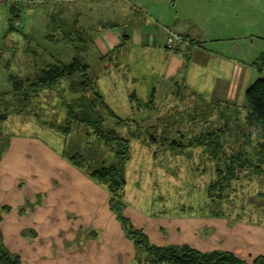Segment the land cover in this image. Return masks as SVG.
<instances>
[{"label": "rangeland", "instance_id": "1", "mask_svg": "<svg viewBox=\"0 0 264 264\" xmlns=\"http://www.w3.org/2000/svg\"><path fill=\"white\" fill-rule=\"evenodd\" d=\"M64 1V6L72 8L75 13L83 12L82 16L79 13L76 16L84 18L91 14V3ZM111 1L108 0L109 17H106L105 23L123 26L125 20L115 11V3ZM234 4L245 19L243 25L249 37L244 43L253 47L252 54L259 55L261 51L264 52V0H235ZM2 6L0 95L3 101L0 112L7 114L1 126L12 136L11 141L19 139L26 152L32 153L49 169L53 166L50 156L73 165L76 171L84 172L87 176L84 170L87 167L94 170L103 164L114 163V152L96 138L91 126L81 121L87 116L85 108L90 107L89 99L81 98V92L70 88L66 81L53 89L42 90L38 95L32 94L28 101H20L19 96L12 94L2 96L4 92L12 90L10 73L30 78L46 63H69L77 57L89 63L92 73L98 74V91L109 107V110L98 107L99 111L90 110L89 113H100L104 118L102 128L115 130L119 136L130 141V159L124 170L126 185L115 195L116 201L111 203L114 194L90 177L99 192H103L102 189L106 191V207L92 214L89 224L84 222L82 227L72 219L68 220L70 224L65 219L60 221L58 238L61 241L65 237L70 243L65 248L62 245L54 246L53 252H89L91 264H94V256H98L99 260L105 259L101 264H154L129 235V225L142 231L151 244L165 238L176 242L170 245H188L200 251H212V248L230 250L246 263L253 264L255 260L243 257H248L250 250L264 252V161L259 169L256 163L251 165L245 159L239 162L233 160V152L234 148L248 150L249 158L253 162L258 161L253 147L264 141L260 133L262 128L255 125L246 130L242 128L240 132H243V136L238 137V134L235 137L236 144L226 135L221 136L220 143L207 138V131L226 128L227 119L231 121L228 125L230 130L231 127L234 129L237 118H242L241 123L245 124L243 118L249 113L248 108L236 111L226 103L208 106L199 98L189 103L175 96L170 100L150 103L144 91L150 87L145 66L144 77L139 78L136 87L130 76L134 70L130 65L118 63V53H110L102 62L99 60L100 50L94 45L93 38L85 41L89 42L91 48L82 42L79 49L57 40L62 35L51 21V17H56L60 9L55 3L31 0L23 10L22 25H14V30H10L8 5ZM91 15L95 16V13ZM62 21L59 23H64L67 29V20ZM89 32L90 37L95 33L93 30ZM53 34L56 38H50ZM85 47L88 52L84 50ZM139 56V64L143 65L144 55ZM88 98L94 100L92 96ZM147 103H150V108L145 106ZM110 110L120 119L113 118ZM72 113L79 119L74 120ZM154 124L156 127L151 128ZM202 136L205 138L202 139ZM207 140L211 141L210 146H207ZM74 154L80 158L79 161H84V169L75 165L71 159ZM32 163L35 167L34 161ZM233 165L236 168L232 169ZM28 177L33 180L31 177L34 176ZM69 187L75 189L72 183ZM29 203L32 202L28 200L27 206ZM120 211L128 225L118 217ZM50 229L43 230L45 237ZM73 238L74 241H71ZM0 245L7 247L2 227ZM41 250L49 253L50 246L43 245ZM50 263V260L42 261V264Z\"/></svg>", "mask_w": 264, "mask_h": 264}, {"label": "crops", "instance_id": "2", "mask_svg": "<svg viewBox=\"0 0 264 264\" xmlns=\"http://www.w3.org/2000/svg\"><path fill=\"white\" fill-rule=\"evenodd\" d=\"M49 1L60 8L51 21L59 23L65 19L67 29H70L66 31L72 37L79 35V32L86 41L93 38L94 45L99 47L101 62L105 55L118 53V63L130 65L134 70L130 76L135 85L140 77H144L145 66L150 86L144 89L148 102H161L175 96L190 103L199 98L208 106L226 103L241 111L248 106L247 89L263 75L264 70L254 62L264 52L252 54L253 47L244 43L249 36L243 25L245 19L239 13L240 9L235 7V0H113L111 3H115V11L125 20L123 26L105 23L106 17H109L108 0L68 1L91 3L90 12L95 16L89 14L84 18L81 17L83 12L75 13L72 8L65 7L64 0ZM8 8L11 13L10 4ZM78 13L81 16H76ZM63 27L64 23L56 25L61 35L65 29ZM91 30L95 31L92 37ZM169 30L184 35L189 43L174 51L167 50L165 39ZM67 43L77 49L80 47L77 42ZM86 43L91 48L89 42ZM88 48L84 50L88 52ZM141 54L145 58V62H141L143 65L138 61ZM151 127L155 128L156 124ZM14 139L0 165V179L3 182L0 204L10 208L1 212L0 221L7 247L19 256L20 264H27L26 261L42 264L45 260H50V264H91L89 252H53L56 245L65 248L70 243L65 237L60 241L57 230L63 219L67 224L71 219L78 221L80 227L84 222L89 224L92 214L105 209L106 191L102 189L103 192H99L89 176L76 171L73 165L66 164L58 157H48L53 166L46 168L32 153L26 152L19 139ZM32 161L37 167L32 166ZM29 175L34 176L31 177L33 180ZM71 183L75 189L68 188ZM28 200L32 202L29 206ZM49 228L50 232L45 237L43 230ZM174 243L160 238L155 244ZM43 245L50 246L49 253L41 250ZM247 253L248 257L245 255L243 258L252 261L264 256V252L253 250ZM93 260L94 264H101L105 259L99 260L98 256H94Z\"/></svg>", "mask_w": 264, "mask_h": 264}, {"label": "trees", "instance_id": "3", "mask_svg": "<svg viewBox=\"0 0 264 264\" xmlns=\"http://www.w3.org/2000/svg\"><path fill=\"white\" fill-rule=\"evenodd\" d=\"M31 0H27V5ZM11 7V18H10V30H14V17H20L23 10L27 7H16L12 1H7L3 4L9 5ZM2 6V7H3ZM58 25V21L54 20V25ZM64 28V27H63ZM63 35L59 36L57 39L59 41H66L72 44L86 41L80 33L79 35L72 37L70 33L63 29ZM127 39V36H125ZM50 38H56V36L50 35ZM187 38V37H186ZM188 39V38H187ZM191 42V41H190ZM86 43V42H85ZM192 43V42H191ZM119 48V47H118ZM166 48V47H165ZM167 49V48H166ZM168 50V49H167ZM107 55L103 57L105 59ZM258 65L259 69L264 70V53L260 55L258 60L254 62ZM98 74L90 72V66L88 63L83 62L78 57L72 59L69 63L56 61L53 63H46L42 67L38 68L35 71L34 75L30 78H22L17 74L10 73L9 80L12 83V90L10 92H4V95H14L19 96L20 101L25 99L28 101V98L32 94L38 95L42 90L53 89L59 86L62 82L66 81L67 85L72 89H77L76 92H81V98L89 99L90 107L87 109V116L85 119L81 120L91 126L95 131V136L99 141L104 142L111 152H114L115 161L110 165L103 164L100 168L90 170L89 167L85 168L84 161H79L77 155H71V159L78 167L84 169L88 176L95 179L100 184L107 187L110 193L114 194L111 199V203L116 201L115 195L124 188L126 185L125 177V165L130 159L129 156V146L130 141L124 137L119 136L115 130L106 131L102 128L101 123L104 121L103 116L98 113L91 115L89 111L97 112L99 111L98 107H103L104 109L109 110L107 102L105 101L103 95L98 91ZM92 96L94 100H91ZM246 100L248 102V114L244 117V123H241L242 118H237L236 125L234 129L230 130L229 119L225 120L226 128L223 130L216 131H207L209 140H217L218 143L221 142V136L226 135L227 138L232 139V143L236 144L237 135L238 137L243 136V132H240L241 129L251 128L252 126H258L262 128L260 132L264 137V76L262 75L258 78L246 91ZM3 101V98L0 95V103ZM153 103V102H150ZM150 103H147L145 106L148 108ZM8 109V108H6ZM84 109V112H85ZM73 113H75L73 111ZM73 115L74 120L79 119L77 115ZM111 116L113 118L120 119L113 111L110 110ZM77 118V119H76ZM7 119V114L0 112V161L3 156L8 152L11 146L12 136L8 134L4 127L1 126V123ZM79 121V120H78ZM158 125V124H157ZM152 128V127H151ZM233 131V132H232ZM249 132V131H248ZM245 133V132H244ZM234 137V139H233ZM205 136H202L204 139ZM206 138V139H207ZM205 141L207 146L211 145V141ZM243 140H241L242 142ZM236 146V145H235ZM255 151V157L258 161L253 162L252 158H249L247 153L248 150H242L234 148L233 160L237 162L245 159L249 164L256 163V167L260 169V163L264 161V141L260 142L259 146L253 147ZM81 157V156H80ZM250 165V166H251ZM242 166V165H240ZM244 166V165H243ZM231 168V167H230ZM236 168L235 165L232 166V169ZM230 179V178H228ZM112 204V208L117 211ZM9 211V207L0 206V221H1V211ZM120 220L128 225V221L124 218L121 211L118 214ZM129 235L135 239L136 245L141 251L146 252L150 261L154 264H248L246 261H243L237 255L229 251H200L196 250L188 245H165L158 246L151 244L148 241L147 236L140 230L134 229L133 227L127 226ZM21 260L17 254L12 253L8 247L0 245V264H20ZM253 264H264V256L258 257Z\"/></svg>", "mask_w": 264, "mask_h": 264}, {"label": "built area", "instance_id": "4", "mask_svg": "<svg viewBox=\"0 0 264 264\" xmlns=\"http://www.w3.org/2000/svg\"><path fill=\"white\" fill-rule=\"evenodd\" d=\"M7 1H12L16 7H24L27 5V0H0V7ZM13 21L15 26L22 25V20L20 17H14ZM188 43L189 40L184 35L171 30H169L165 39V47L170 51H174L183 44Z\"/></svg>", "mask_w": 264, "mask_h": 264}]
</instances>
